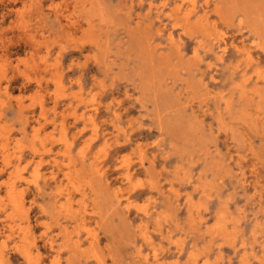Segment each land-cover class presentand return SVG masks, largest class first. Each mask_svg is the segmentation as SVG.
I'll list each match as a JSON object with an SVG mask.
<instances>
[{
	"label": "rangeland",
	"instance_id": "1",
	"mask_svg": "<svg viewBox=\"0 0 264 264\" xmlns=\"http://www.w3.org/2000/svg\"><path fill=\"white\" fill-rule=\"evenodd\" d=\"M0 92L1 264H264V0H0Z\"/></svg>",
	"mask_w": 264,
	"mask_h": 264
},
{
	"label": "bare ground",
	"instance_id": "2",
	"mask_svg": "<svg viewBox=\"0 0 264 264\" xmlns=\"http://www.w3.org/2000/svg\"><path fill=\"white\" fill-rule=\"evenodd\" d=\"M1 93V92H0ZM24 130V129H23ZM1 132V131H0ZM3 135V134H2ZM37 143V142H36ZM28 146H29V144H28ZM36 146V145H35ZM27 147V146H26ZM38 148V147H37ZM12 167V166H11ZM33 169V168H32ZM42 176V175H41ZM42 178V177H41ZM40 178V179H41ZM44 183V182H43ZM3 203V202H2ZM32 233V232H31ZM140 259V258H139ZM2 262H1V259H0V264H1Z\"/></svg>",
	"mask_w": 264,
	"mask_h": 264
}]
</instances>
